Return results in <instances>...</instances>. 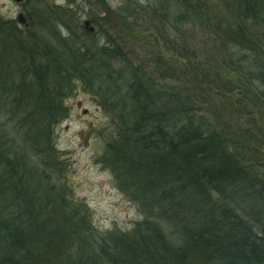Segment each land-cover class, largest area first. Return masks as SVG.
<instances>
[{"label":"trees","instance_id":"trees-1","mask_svg":"<svg viewBox=\"0 0 264 264\" xmlns=\"http://www.w3.org/2000/svg\"><path fill=\"white\" fill-rule=\"evenodd\" d=\"M43 3L66 36L52 42L34 22L31 39L10 32L22 55L0 92V262L89 264L65 245L71 233L76 255L85 251L77 237L88 224L59 225L43 190L57 161L52 128L79 84L112 121L99 162L143 215L118 240L127 248L95 244L103 264H264V0L100 3L93 32L76 9ZM138 20L147 33H135ZM139 36L156 44L137 48ZM25 77L28 98L7 102ZM12 104L20 140L1 121Z\"/></svg>","mask_w":264,"mask_h":264},{"label":"rangeland","instance_id":"rangeland-1","mask_svg":"<svg viewBox=\"0 0 264 264\" xmlns=\"http://www.w3.org/2000/svg\"><path fill=\"white\" fill-rule=\"evenodd\" d=\"M44 1L52 7L68 8L71 11L76 9L83 25L85 20L90 22V18L95 15L104 16L105 12L100 3H106L113 9L120 4L121 0H22L21 2L0 0V21L16 27V30L7 31L6 25L2 28L0 25V92L3 91V88H9L7 76L9 71L19 67V58L22 55L19 49L15 48L16 50H14L9 43L13 40L10 32H15V38L31 39L27 29L33 27L34 22V34H36L37 25L39 33L52 42L59 36H66L60 26L52 24L50 17L46 21L48 14L41 11L44 8ZM138 1L144 5L145 2L154 0ZM29 13L33 15V21L30 20ZM19 14L23 15V24L17 20ZM69 21L72 22L71 19ZM144 21H137V27L134 28L136 34H139L138 32L145 34L149 30V24ZM90 25L94 27V24L90 23ZM114 34L117 37L121 36L117 30H114ZM137 39L142 42L137 44V48H144L147 42L149 43L147 46L156 44L153 37L146 40L139 36ZM161 51L163 58L169 64L178 60L167 51ZM12 58L17 59L12 60ZM181 61L179 60V62ZM13 82L14 87L7 102H10L12 95L26 100L29 94L28 78H16ZM63 103L69 109L68 116L52 128L53 153H58L57 161L51 164V168H48L51 180L44 183L43 190L46 197L55 199L59 225L75 222L80 226L88 224L90 228V231L80 233L77 237L78 241L88 244L85 251L80 249L76 255L75 244L70 241L71 233L65 243L66 247H69L75 257H86L89 264H103L101 258L95 255V244L104 239L107 247L113 251L116 248L114 244L127 248L125 243H118V240L127 238L135 224L142 220L143 215L138 203L127 197L117 186L111 171L99 162V158L103 155L107 135L112 130L109 114L91 94L83 91L79 84L75 86L74 92L70 96L65 97ZM9 106L8 110L12 109V114H1V121L5 132H9L10 138L20 140L19 127H22L24 123L20 122L18 118L22 114L16 105ZM9 106L6 105L5 108ZM11 116H15V118L10 119ZM15 123L18 125V131ZM77 206L79 209L75 211L78 213L76 217L71 210ZM130 247L133 248V244H130ZM3 253L0 248V259H3ZM130 259L137 262L136 256H131ZM0 264L4 263L0 262Z\"/></svg>","mask_w":264,"mask_h":264},{"label":"water","instance_id":"water-1","mask_svg":"<svg viewBox=\"0 0 264 264\" xmlns=\"http://www.w3.org/2000/svg\"><path fill=\"white\" fill-rule=\"evenodd\" d=\"M14 1L15 2H21L22 0H14ZM17 20L19 23L23 24L24 23L23 15L19 14ZM83 25H84L85 30H87L89 32L94 31V27L90 25V22L88 20H85Z\"/></svg>","mask_w":264,"mask_h":264}]
</instances>
